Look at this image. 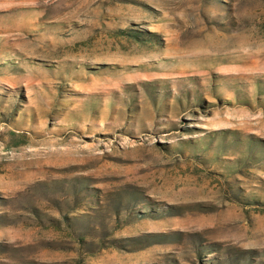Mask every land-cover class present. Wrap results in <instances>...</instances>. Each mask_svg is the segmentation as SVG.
I'll return each instance as SVG.
<instances>
[{
  "label": "rangeland",
  "instance_id": "obj_1",
  "mask_svg": "<svg viewBox=\"0 0 264 264\" xmlns=\"http://www.w3.org/2000/svg\"><path fill=\"white\" fill-rule=\"evenodd\" d=\"M0 264H264V0H0Z\"/></svg>",
  "mask_w": 264,
  "mask_h": 264
}]
</instances>
